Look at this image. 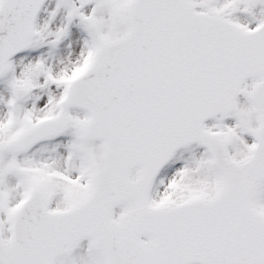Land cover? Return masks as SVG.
<instances>
[{"label": "snow or ice", "instance_id": "snow-or-ice-1", "mask_svg": "<svg viewBox=\"0 0 264 264\" xmlns=\"http://www.w3.org/2000/svg\"><path fill=\"white\" fill-rule=\"evenodd\" d=\"M0 264H264V0H0Z\"/></svg>", "mask_w": 264, "mask_h": 264}]
</instances>
